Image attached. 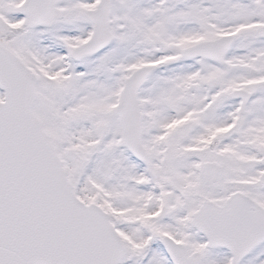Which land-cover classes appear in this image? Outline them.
Masks as SVG:
<instances>
[{
	"label": "snow or ice",
	"instance_id": "obj_1",
	"mask_svg": "<svg viewBox=\"0 0 264 264\" xmlns=\"http://www.w3.org/2000/svg\"><path fill=\"white\" fill-rule=\"evenodd\" d=\"M0 264H264V0H0Z\"/></svg>",
	"mask_w": 264,
	"mask_h": 264
}]
</instances>
